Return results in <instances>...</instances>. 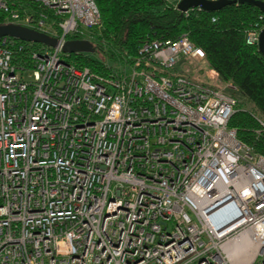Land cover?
I'll use <instances>...</instances> for the list:
<instances>
[{
    "label": "built area",
    "instance_id": "2783aa9c",
    "mask_svg": "<svg viewBox=\"0 0 264 264\" xmlns=\"http://www.w3.org/2000/svg\"><path fill=\"white\" fill-rule=\"evenodd\" d=\"M1 19L58 45L25 67L0 39V264H264V156L202 48L145 40L102 75L63 52L95 45V0H0Z\"/></svg>",
    "mask_w": 264,
    "mask_h": 264
},
{
    "label": "trees",
    "instance_id": "16d2710c",
    "mask_svg": "<svg viewBox=\"0 0 264 264\" xmlns=\"http://www.w3.org/2000/svg\"><path fill=\"white\" fill-rule=\"evenodd\" d=\"M95 1L102 20V26L94 29L96 56L73 54L69 64L108 75L119 63L131 64L143 41L176 40L185 34L204 50V67L217 71L223 82L235 85L232 96L237 106L229 127L255 154L264 156V56L258 46L246 44L251 27L264 25L261 8L236 3L217 11L195 10L186 16L165 0ZM9 43L14 63L25 67L33 65V51L43 47L12 38ZM196 75L203 80L205 73L200 69Z\"/></svg>",
    "mask_w": 264,
    "mask_h": 264
},
{
    "label": "water",
    "instance_id": "95a60500",
    "mask_svg": "<svg viewBox=\"0 0 264 264\" xmlns=\"http://www.w3.org/2000/svg\"><path fill=\"white\" fill-rule=\"evenodd\" d=\"M250 3L264 11V2L261 0H181L177 8L184 13L191 8H201L203 11H217L229 4ZM8 37L28 43L40 44L54 48L58 45V40L39 31L22 27L15 24L0 25V39ZM259 52L264 56V30L260 34L258 43ZM65 54H93L95 48L92 42L82 39H69L63 46Z\"/></svg>",
    "mask_w": 264,
    "mask_h": 264
},
{
    "label": "rangeland",
    "instance_id": "374dc122",
    "mask_svg": "<svg viewBox=\"0 0 264 264\" xmlns=\"http://www.w3.org/2000/svg\"><path fill=\"white\" fill-rule=\"evenodd\" d=\"M91 55H95L96 56V53H94V54H91ZM204 69H207L206 67H203ZM203 80H207V78H206V76L205 75H202V77H201ZM247 104V103H246ZM246 109H250V105H246ZM261 260H262V258L260 257L259 259H258V261H257V264H260V262H261Z\"/></svg>",
    "mask_w": 264,
    "mask_h": 264
},
{
    "label": "bare ground",
    "instance_id": "6f19581e",
    "mask_svg": "<svg viewBox=\"0 0 264 264\" xmlns=\"http://www.w3.org/2000/svg\"><path fill=\"white\" fill-rule=\"evenodd\" d=\"M93 54H94V53H93ZM235 249H237V247H236ZM236 251H237V250H235V251L232 252V256H233L234 258H235V255H236ZM238 253H239V252H238Z\"/></svg>",
    "mask_w": 264,
    "mask_h": 264
}]
</instances>
